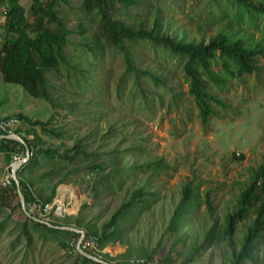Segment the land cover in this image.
<instances>
[{
  "label": "trees",
  "instance_id": "trees-1",
  "mask_svg": "<svg viewBox=\"0 0 264 264\" xmlns=\"http://www.w3.org/2000/svg\"><path fill=\"white\" fill-rule=\"evenodd\" d=\"M60 1L68 3L6 1L0 73L4 82L22 86L53 113L75 115V128L72 131L68 122L55 126L51 119L44 122L21 114L17 118L26 127L16 134L24 142L3 138L0 132V157L30 152L16 170L26 211L34 202L50 204L56 188L79 175L92 181L89 194L102 208L88 218L89 206L84 203L79 215L61 221L54 217L49 226L37 214H26L11 179L0 191V205L15 199L12 211L22 214L15 222L19 235L31 245L34 232L42 241H55L68 250L79 234L57 227L73 226L84 231L85 239L96 238L100 249L108 244L124 247L114 257L105 253L99 262L77 253L73 264L79 259L93 264H130L134 259H143V264H192L212 247L225 249L220 264H264V254L257 248L264 237V161L239 191L233 209L219 220L211 197L202 196L192 181L163 191L154 178L170 166L146 153L142 138H132V132L128 143L123 123L100 126L109 111L110 80L106 73L99 80L92 72L106 55H120L125 76L113 89L118 96L137 98L147 110L153 101H161L155 87L172 91V78L163 72L162 63L158 61L157 70L151 64L161 51L164 59H175L187 79L186 93L206 123L214 112L212 104H222L209 91L210 83L221 89L234 77L259 71L257 57L264 59V45L250 29L258 30L255 22L264 20V0H191L186 8L184 0H81L71 9L76 15L74 27L57 9ZM184 9V16L196 23L195 38L174 16ZM214 25H218L215 33L205 34L203 30ZM145 48L154 51L149 64ZM125 83L131 85L129 90ZM88 91L93 92L91 101L85 98ZM178 96L175 93L171 102ZM100 195L107 198L106 204ZM202 204L205 210L200 212ZM239 225L245 228L241 238L235 236Z\"/></svg>",
  "mask_w": 264,
  "mask_h": 264
},
{
  "label": "rangeland",
  "instance_id": "rangeland-1",
  "mask_svg": "<svg viewBox=\"0 0 264 264\" xmlns=\"http://www.w3.org/2000/svg\"><path fill=\"white\" fill-rule=\"evenodd\" d=\"M190 3L191 0H184V7ZM80 4L81 0H68V3L60 1L57 6L61 15L66 16L70 27L76 24L75 12L71 9L79 7ZM185 13L186 9L174 16L195 38L198 35L196 23L184 16ZM255 24L259 26L258 30H250L256 39L262 38L264 45V20L256 21ZM217 26H211L203 31L207 35L213 34ZM2 33L3 28L0 27V42ZM70 50H73L72 46ZM153 52L144 49L146 63L149 64ZM157 52L159 58L151 64L157 70L158 61L162 63L163 72L172 78L170 81L172 91L162 92L160 88L153 87L154 91L160 93L161 101H153L147 109L149 111L143 109L146 105H140L137 98L134 99L126 93L122 96L115 93L114 84L125 76V65L120 55H106L95 70L92 68V72L99 80L103 78L104 73L108 74L110 80L111 92L106 101L109 111L104 121L100 122V126L104 127L113 122L123 123L128 143L134 132L132 138H142L146 153L170 166L161 172L160 176L154 178L158 184L161 182L163 191L176 190L179 184L192 181L198 186L202 196L208 193L216 216L222 220L223 213L233 209L239 191L245 187L251 174L264 161V59L257 57L258 72L244 75L239 79L234 77L224 88L216 89L214 85L209 84V91L215 93L222 104H212L214 112L207 117L206 123H202L192 96L186 93L187 79L174 64L175 59H164L163 53ZM124 86L126 90L131 87L129 83H125ZM175 93L179 96L175 99L176 102L172 103ZM92 96L93 92L88 91L85 98L91 101ZM21 114L44 122L51 119L55 126L68 122L72 131L75 128V115L70 114L65 118L66 113L63 110L55 114L45 101L31 97L22 86L0 80V118L14 117L18 120L17 117ZM22 124L18 120L16 130H24L26 126ZM34 129L39 130L38 127ZM19 155V158H26V154ZM12 160L14 159L9 160L8 166ZM7 161L8 158L6 160L4 155L0 157V191L8 186L3 185L8 173L7 169H4ZM91 182L89 178L79 175L76 178L71 177L69 183L59 185L54 199L63 185L69 186V192H72V196L75 195L60 214H54L53 209L46 215L47 220H41L51 223L54 217L61 221L64 216L79 215L84 203L89 206L88 218H92L102 206L93 203V197L88 190ZM99 198L102 204H106L107 198H102V195ZM54 199L51 205L56 204ZM15 203V199H12L7 205H0V264H73L75 257L68 255L67 250L60 247L57 242L42 241L37 233L32 232L33 242L29 245L24 236L19 235V228L15 222L22 214L18 209L12 211ZM204 210L205 206L202 204L200 212ZM102 218L105 219L106 216ZM200 218L207 219V215L201 214ZM209 226L210 223L207 227ZM241 231L245 232V228L239 225L235 235L237 238L242 237ZM153 235L155 236L154 233ZM257 245L260 254H264V237ZM107 247L104 248V252H110L112 257L120 254L122 249L124 252V247L119 244L117 249H109L110 251ZM236 247L239 248V245ZM224 250V247H212L202 253L201 261L192 264H220ZM164 253L165 251L160 254Z\"/></svg>",
  "mask_w": 264,
  "mask_h": 264
},
{
  "label": "built area",
  "instance_id": "built-area-1",
  "mask_svg": "<svg viewBox=\"0 0 264 264\" xmlns=\"http://www.w3.org/2000/svg\"><path fill=\"white\" fill-rule=\"evenodd\" d=\"M6 13V4H0V27H1V18H4ZM18 124V120L14 117H9V118H0V132L6 136H9V139L18 141L17 134L15 131V126ZM11 164L7 167V176L3 182V185H9L11 179H13L11 169L14 166V164L17 161L25 159L24 157L19 156H13ZM10 169V170H9ZM54 209V214H60L63 209L61 206L54 204H42L40 202H34L29 205L27 212L37 214L41 219L47 220L45 217L48 215L52 210ZM79 239V237H78ZM78 239L75 241H70L67 254L70 256L76 257L78 252ZM80 247L83 251L87 252L88 254H91L97 258L98 261L104 260V249H100L97 245V239L94 237H90L85 239V236L82 238V242L80 244ZM80 254V253H79ZM144 260L143 259H134L130 260V264H143ZM77 264H93V262H87L83 263L81 259L78 260Z\"/></svg>",
  "mask_w": 264,
  "mask_h": 264
},
{
  "label": "water",
  "instance_id": "water-1",
  "mask_svg": "<svg viewBox=\"0 0 264 264\" xmlns=\"http://www.w3.org/2000/svg\"><path fill=\"white\" fill-rule=\"evenodd\" d=\"M2 137H3V138H6V139H9V136H6V135H4V136H2ZM17 138H18V141H19V142H21V143L24 142V140H23L20 136L17 135ZM29 157H30V152L27 150V151H26V158L23 159V160L17 161V162L14 164V166L12 167V169H11V173H12V176H13V180H14L15 185H16L17 187H18V180L16 179V170H17V169H18V168H19L24 162H26V161L29 159ZM18 195H19V198H20V201H21V204H22V208H23V210L26 212V214H29V213L26 211V208H25V206H24L23 196H22V194H21V192H20V190H19V187H18ZM41 221H42L43 223L49 225V226H53L49 221H44V220H41ZM54 227H57V226H54ZM57 228H60V229H63V230L74 231V232H76L77 234H79V239H78V252H79L81 255H83L84 257H86V258H88V259H90V260H92V261L99 262L95 256H93V255H91V254H88L87 252H85V251H83V250L81 249L80 244H81V242H82V238L84 237V231H83V230L77 229V228H75V227H73V226H59V227H57Z\"/></svg>",
  "mask_w": 264,
  "mask_h": 264
},
{
  "label": "crops",
  "instance_id": "crops-1",
  "mask_svg": "<svg viewBox=\"0 0 264 264\" xmlns=\"http://www.w3.org/2000/svg\"><path fill=\"white\" fill-rule=\"evenodd\" d=\"M7 0H0V4H3V3H7L6 2ZM3 23H4V18H1V28H3ZM0 80H3V78H2V74L0 73ZM15 131H16V129H15ZM11 158H13V156H10L9 158H8V161L6 162V166L4 167V169L6 170L7 169V166H8V162H9V160L11 159ZM6 160H7V158H6ZM62 188H65L64 190H65V192L64 193H62L61 195H60V190H59V193L56 195V197H55V199H54V202L57 204V205H59V206H61L62 207V209H63V211H64V206L66 205V204H68L69 203V200H71L72 198H73V196L75 195H73L72 196V194H71V192H69V190H70V188H69V186H66V185H63V187ZM73 188V187H72ZM73 190V192H74V189H72ZM64 194V195H63ZM63 196V197H62ZM63 198V199H62ZM74 208H75V206H74ZM76 210V209H75ZM107 247V246H106ZM117 247H118V244H115V245H108V251H110L111 249H117ZM110 249V250H109ZM119 249H122V248H119ZM123 252V249H122V251L121 252H119V253H122ZM110 255H112L110 252H108ZM118 255V254H117Z\"/></svg>",
  "mask_w": 264,
  "mask_h": 264
},
{
  "label": "bare ground",
  "instance_id": "bare-ground-1",
  "mask_svg": "<svg viewBox=\"0 0 264 264\" xmlns=\"http://www.w3.org/2000/svg\"><path fill=\"white\" fill-rule=\"evenodd\" d=\"M65 192V190H64V188H62L61 190H60V194H62V193H64ZM72 193V192H71ZM63 199V198H62Z\"/></svg>",
  "mask_w": 264,
  "mask_h": 264
}]
</instances>
